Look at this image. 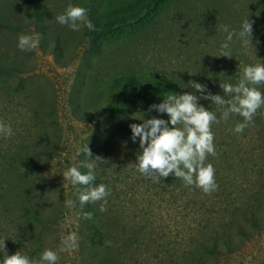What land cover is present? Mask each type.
Returning a JSON list of instances; mask_svg holds the SVG:
<instances>
[{
    "label": "rangeland",
    "instance_id": "1",
    "mask_svg": "<svg viewBox=\"0 0 264 264\" xmlns=\"http://www.w3.org/2000/svg\"><path fill=\"white\" fill-rule=\"evenodd\" d=\"M69 3L88 9L93 20L104 5L103 0H0V17H9L11 24L0 27V61L10 54L18 55L34 68L23 76L0 77V120L13 130L11 137L0 136V151L31 149L41 128V133L46 131L41 136L46 143L42 157L47 162L43 168L15 165L0 153V240L7 239L8 255L20 251L33 260H38L45 249L58 251L57 264H96L100 260L117 264H199L193 256L186 257L181 246L193 244L200 228L221 231L216 222L220 214L214 212L219 205L211 203L208 211H203L187 203L173 186L167 187L164 178L142 175L135 166L142 151L139 138L133 142L132 133L115 134L107 120L92 118L93 112L83 105L77 107L80 99L76 97L90 67L96 77L107 75L105 79L128 68L137 77L172 81L177 95L207 94L192 89L191 81L205 85L208 93L223 96L220 83H238L243 66L258 63L255 56L264 63V0H161L142 20L108 32L104 28L74 32L57 23L55 18ZM247 16L254 21L255 56L234 37L232 57H219L226 36L220 25L238 32ZM37 33L42 36L37 49L28 52L18 48L20 35ZM50 49H64L63 56L50 54ZM10 84L15 90H7ZM20 84L42 89L37 94L29 88L24 92ZM258 87L264 93V85ZM166 98L163 93L152 103H162ZM198 104L219 111L210 100L200 99ZM37 106H43L41 117L33 115ZM263 119L264 106L254 116L255 126L236 134V141L228 140L234 156L237 154L233 162L238 170L236 176L231 170L226 173L235 180L230 188L223 189L224 194L233 191V195L245 199L264 193V185H260L264 181V150L254 158L250 156L260 145L258 132L264 127ZM140 123V119L135 122ZM85 144L92 153L89 159L101 156L109 161L95 168L110 190L107 210L99 215L106 232L100 244L91 239L98 217L88 209L89 203L82 207L78 199L87 187L63 179L68 168L88 160L80 153ZM52 149L55 157L48 160ZM69 199L75 201V207L65 205ZM85 212L92 214L91 220L84 218ZM71 234L76 235L78 246L60 251L62 240ZM244 245L240 254L208 258L204 264H264V231Z\"/></svg>",
    "mask_w": 264,
    "mask_h": 264
},
{
    "label": "trees",
    "instance_id": "2",
    "mask_svg": "<svg viewBox=\"0 0 264 264\" xmlns=\"http://www.w3.org/2000/svg\"><path fill=\"white\" fill-rule=\"evenodd\" d=\"M34 1V0H32ZM39 1V0H38ZM98 1V0H97ZM104 5L94 17L90 16L89 19L95 25L96 30L104 28V32H108L111 29H118L126 24H133L142 20L149 11H152L159 5L161 0H103ZM28 7H32V4H27ZM39 6H41L39 4ZM96 3L92 8H95ZM42 7V6H41ZM98 8V7H97ZM96 8V9H97ZM43 13V11H42ZM9 17H0V27H9ZM46 51V49H41ZM64 49H50V54L54 56H63ZM18 55L6 56L5 59L0 61V77H8V75L19 74L23 76L33 71L34 68L31 65L23 63L22 60L17 58ZM87 70L85 73V80L81 82L82 90L76 98L79 97L80 102L76 104L77 107L86 108L91 110L92 118H99L107 120L111 129L115 134L131 135V129L129 125L135 124L139 119H150L156 117L159 119L168 120L167 114H158L157 112H148L149 106L153 105V101L162 96L165 93L167 96L169 93H174L176 87L174 83L168 80L156 79L150 80L142 77H137L131 73L129 69L116 71L112 76L105 79L107 75L102 74L96 77V71ZM87 76H89L87 81ZM23 78V77H22ZM21 83V81H20ZM29 88V89H28ZM34 91L37 94V90L42 89L41 86L34 85H22L20 84V91ZM9 91L15 90V86L11 84L8 86ZM19 90V89H18ZM74 97V101L76 100ZM76 102H78L76 100ZM43 106H37L34 109L33 115L41 117L43 115ZM217 118L220 117L219 111H215ZM143 115V116H142ZM229 125H226L224 121L212 125V132L214 134V144L218 155L216 157L208 156L205 163H211L215 168V180L218 185V189L211 194H205L203 191L195 186H186L183 180L176 178L174 175H169L164 178L167 187L173 186L179 192V196L183 197L187 203H193L203 211H208L211 203L215 205V202L219 205L218 209L214 212L220 214L219 227L221 231H217L216 227L204 229H198L199 237L191 245L182 244V251L186 257L193 256V260H197L205 263L208 258H220L228 257L232 254H240L243 250L244 244L253 239L256 235L264 231V193L258 197L257 194H251L248 198H238L233 191L229 194H224L223 189L230 188L231 182H234L235 178L226 176V173H232L236 176L238 170L237 164H234L233 159L236 157L233 153V144L228 143V140L236 141V134L233 129L237 123L243 122V118L239 115L233 114L228 119ZM264 122V119L262 120ZM262 122V123H263ZM256 125L254 122L251 126ZM41 128L36 131V142H34L31 149L11 151L10 149L0 151L3 156L7 158L12 164L15 165H33L39 168H43L47 165L43 160V146L46 144L42 140ZM246 130V129H244ZM261 142L250 152V156L254 158L260 150H264L261 147V143H264V127L260 128L258 132ZM47 153V151L45 152ZM260 155H263L260 153ZM55 157L53 149L48 152V160ZM38 158V161L34 163L33 159ZM251 158L249 157V160ZM241 160V159H240ZM242 161V160H241ZM261 161L264 162V155L261 157ZM256 163L253 162V167ZM252 167V168H253ZM106 171L105 168H103ZM82 173H86V168H80ZM96 176L90 186H97L104 184L105 180L98 170H94ZM246 176V174H245ZM264 180V175H263ZM258 182V181H257ZM264 182V181H263ZM263 182L260 185H264ZM227 184V185H226ZM86 188L88 186H81ZM164 187V186H163ZM165 188V187H164ZM264 192V191H263ZM173 196V193L171 194ZM227 196L228 198H224ZM215 199L214 202H210ZM88 209L98 217L96 223L93 224L92 241L100 244L103 242L106 232L102 229V220L100 205L94 206L92 203L88 204ZM96 264H117L108 262L107 260H100Z\"/></svg>",
    "mask_w": 264,
    "mask_h": 264
},
{
    "label": "clouds",
    "instance_id": "3",
    "mask_svg": "<svg viewBox=\"0 0 264 264\" xmlns=\"http://www.w3.org/2000/svg\"><path fill=\"white\" fill-rule=\"evenodd\" d=\"M249 16V15H248ZM248 16L243 20L241 29L229 30L228 25H220V31L226 33L225 41L220 45L219 57H232L230 45L233 38L241 41L242 47L251 49L255 56V47L252 40L253 23ZM56 22L62 26H67L71 31L80 32L84 28L95 31V25L89 19V10L82 6H74L69 3L64 13L58 15ZM42 36L40 34H22L18 37V48L21 51L31 52L39 47ZM255 65H245L238 83H220L224 95H213L208 93L205 85L189 82L191 88L206 95L197 96L192 92L182 95L169 93L162 103L149 106L148 111H155L158 114H167L168 120L152 117L150 119H140L142 123L129 125L131 129V140L139 138V147L142 150L136 158L135 166L137 170L145 176L159 180L167 178L170 174L183 180L186 186H195L205 194H211L218 189L215 180V168L211 163H205L208 156L216 157L218 153L215 149L214 134L212 125L227 122L233 114L243 118V122L237 123L233 131L237 134L243 133L246 127L254 123V116L258 110L264 106V93L258 86L264 85V63L261 60ZM210 100L220 111L217 118L215 112L205 109L198 104V100ZM143 116V115H142ZM179 125V127H178ZM13 130L10 124L0 120V136L11 137ZM80 153L88 157L87 161L81 162L79 166L68 168L63 173V179L72 185L90 186L95 181V168L99 164H107L109 161L101 156L92 159V153L87 144L83 145ZM80 167L88 171L82 173ZM110 190L104 184L95 187H87L86 191L80 192L78 199L80 205L87 203H100V211L107 210V197ZM69 208L75 207V201L69 199L64 202ZM84 218L92 219L90 212H85ZM0 240V253L3 259L0 264H57L59 252L52 249H45L38 260L30 259L20 251L8 255L5 241ZM63 247L60 251H67L69 248L75 249L77 237L71 234L62 240Z\"/></svg>",
    "mask_w": 264,
    "mask_h": 264
}]
</instances>
